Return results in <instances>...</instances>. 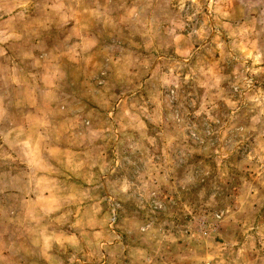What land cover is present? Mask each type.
<instances>
[{
  "label": "rangeland",
  "instance_id": "obj_1",
  "mask_svg": "<svg viewBox=\"0 0 264 264\" xmlns=\"http://www.w3.org/2000/svg\"><path fill=\"white\" fill-rule=\"evenodd\" d=\"M0 264H264V0H0Z\"/></svg>",
  "mask_w": 264,
  "mask_h": 264
}]
</instances>
